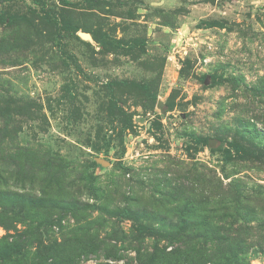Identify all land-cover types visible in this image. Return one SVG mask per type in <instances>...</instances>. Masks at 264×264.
Here are the masks:
<instances>
[{
    "label": "rangeland",
    "instance_id": "rangeland-1",
    "mask_svg": "<svg viewBox=\"0 0 264 264\" xmlns=\"http://www.w3.org/2000/svg\"><path fill=\"white\" fill-rule=\"evenodd\" d=\"M0 264H264V0H0Z\"/></svg>",
    "mask_w": 264,
    "mask_h": 264
},
{
    "label": "trees",
    "instance_id": "trees-1",
    "mask_svg": "<svg viewBox=\"0 0 264 264\" xmlns=\"http://www.w3.org/2000/svg\"><path fill=\"white\" fill-rule=\"evenodd\" d=\"M232 147H233V151L237 152L239 150V147H236L235 145H232ZM138 227H139V230H141V231L147 230V228L145 226L139 225Z\"/></svg>",
    "mask_w": 264,
    "mask_h": 264
},
{
    "label": "water",
    "instance_id": "water-1",
    "mask_svg": "<svg viewBox=\"0 0 264 264\" xmlns=\"http://www.w3.org/2000/svg\"><path fill=\"white\" fill-rule=\"evenodd\" d=\"M99 163H100L101 165H103V162H102V161H100Z\"/></svg>",
    "mask_w": 264,
    "mask_h": 264
}]
</instances>
